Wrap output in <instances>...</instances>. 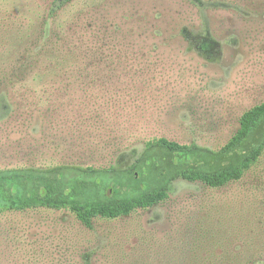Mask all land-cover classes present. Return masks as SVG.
<instances>
[{
	"label": "rangeland",
	"instance_id": "rangeland-1",
	"mask_svg": "<svg viewBox=\"0 0 264 264\" xmlns=\"http://www.w3.org/2000/svg\"><path fill=\"white\" fill-rule=\"evenodd\" d=\"M261 103L264 0H0V176L24 197L36 177L82 181L70 199L88 204L169 192L91 227L68 207L0 203V264H264V152L221 188L180 176L241 162L264 122L220 150ZM160 139L197 149L186 160Z\"/></svg>",
	"mask_w": 264,
	"mask_h": 264
},
{
	"label": "trees",
	"instance_id": "trees-1",
	"mask_svg": "<svg viewBox=\"0 0 264 264\" xmlns=\"http://www.w3.org/2000/svg\"><path fill=\"white\" fill-rule=\"evenodd\" d=\"M59 1L67 3L73 0ZM186 37L190 41L192 40L191 36L186 35ZM211 41L215 42L213 37L210 36V33L207 31L205 38L197 44V48L207 52L209 51V44ZM263 122L264 103L257 104L246 110L240 117V127L238 131L221 148L220 152L226 155L242 147L247 139ZM158 143L160 146L171 152L183 156L186 160L190 159L197 149L194 146L181 145L166 139H160ZM263 152L264 135L258 143L251 146L250 150L238 164L209 172L195 168H187L180 172V176L187 181L200 182L210 188H221L231 182L242 179L245 172L259 159ZM35 180L36 182L34 183L33 189L29 191V194L26 197H24L19 191V186L12 181L10 176H0V203H6L10 205V207L20 209L27 208L31 205H45L53 208L68 207L76 214L77 218L83 224L87 227H91L94 218L103 217L107 219H116L122 216H127L137 209L152 207L164 201L169 195L167 187L153 189L147 188L142 190L136 198H114L108 201L88 204L70 199L73 193H77L78 187L87 185L85 182L80 181L79 185L67 189L57 178L49 179L44 184L38 182L39 177H36ZM177 255L180 260H178L176 264L185 262L186 264H210L218 261L215 259L217 254L213 252H210L207 255H203L202 253L191 255L177 253ZM242 262L247 263L245 261Z\"/></svg>",
	"mask_w": 264,
	"mask_h": 264
}]
</instances>
